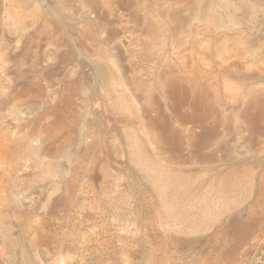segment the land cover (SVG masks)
<instances>
[{"label": "rangeland", "instance_id": "obj_1", "mask_svg": "<svg viewBox=\"0 0 264 264\" xmlns=\"http://www.w3.org/2000/svg\"><path fill=\"white\" fill-rule=\"evenodd\" d=\"M214 1L196 0L190 6V16L197 19L190 44L209 25L199 21L205 2L230 22L221 0ZM22 2L0 0V264H264V112L258 121L263 132L252 135L240 120L228 129L221 119L224 106L258 113L264 77L242 80V93L230 101L218 66L214 64L219 76L212 83L195 54L193 69L200 77L182 89L190 102L186 108L202 92L204 109L215 112L206 127L234 150L223 160L211 145L201 156L214 152L218 160L187 164L242 168L225 184L216 173H195L200 182L153 183L126 138L128 99L121 84L126 75L110 56L117 45L126 50L121 63L128 73L138 68L141 57L130 55V49L142 52L132 37V17L144 15L155 19V35L166 42L156 70L172 57L174 31L170 20H159L157 0H103L100 12L109 19V29L120 31L114 44L102 41L106 30L90 33V14L84 16L80 0ZM174 3L168 2L172 15L183 11ZM258 15L254 26L263 38L264 16ZM209 29L215 36V26ZM188 63L192 65L191 58ZM236 72L242 76L246 70ZM116 92L122 96L119 103ZM172 121L171 133L180 131L187 138L188 129ZM232 184L237 190L232 191Z\"/></svg>", "mask_w": 264, "mask_h": 264}, {"label": "bare ground", "instance_id": "obj_2", "mask_svg": "<svg viewBox=\"0 0 264 264\" xmlns=\"http://www.w3.org/2000/svg\"><path fill=\"white\" fill-rule=\"evenodd\" d=\"M19 1L23 4L22 0ZM170 1L171 2L174 1L176 4L181 6L183 11L177 12L176 14L174 13L173 15L170 14L171 4H168V2ZM195 1L196 0H157V4L159 7V15H160L159 20L161 21L170 20L169 26L170 28H173L174 31V36H172L174 37L173 41L171 38L172 53H173L171 55L172 57L169 56L168 59L166 58L165 62L162 64L161 69L156 70L155 67H156L158 55L164 52L163 49L165 47L166 42L164 41V43H162V41L160 40L161 38L159 39L155 35L156 34L155 31L159 30L158 25H156L157 23L155 22V19H152L150 16H144V15L138 16L133 14L134 16L132 17L133 30L130 29L132 30V37L135 38L134 41L135 45L136 44L140 45L141 51L143 52L137 55L135 54L134 50L130 49L131 52L130 55H132V57L135 56L141 57V59L138 60V63L140 65L138 66L137 69L135 67H132L130 69V73H128L129 68L124 67L123 63H121L123 62L122 60H124L123 58L125 55L123 54V51L125 53L126 51L125 49L122 50L117 45H113L114 50L111 56L109 55L110 58L113 55L112 57L113 60L111 59L113 61V64L114 62L117 63V61L120 63V68H121L120 70L123 71L122 73L123 75L124 74L126 75V77L123 76L125 78L124 81L121 82V84L125 86L126 89L125 95L128 99V101L126 100L127 102H125L126 103L125 105L128 107V109L126 107L125 110L129 111L127 118H125L126 119L125 122L128 125L126 138L130 141L131 144L135 146V150L133 151V154L135 155L138 166L140 167L141 170L146 172L147 177L150 180H152L153 183L154 182L173 183L175 181H181V180L190 181L197 179H199L198 182H200L202 180V177L200 176L198 177L197 175L194 177L195 173H199V174L203 173L204 175L210 173L211 174L216 173L220 176L219 182L221 184H225V181H228L230 176L238 174L237 170L238 169L241 170L242 168V167L238 168L237 166L230 168L228 166L230 169L226 170L227 167L224 169L221 167H217L216 165L208 166V164L207 165L201 164V166H192L187 164V163L193 164L192 161L205 163V162H209L210 159L215 161L218 160V158L213 155L214 152L211 154L210 157H206L207 154L206 156H201V152H203L206 148L210 147L211 145L214 146L216 151L222 152L223 160H229L233 155V150H234V148L230 147V145L226 141H222L220 137V133L214 131L215 129L211 130L212 128L208 129L206 127L205 125L206 120L208 119V117L214 115L215 112H213V110L212 112H209L206 106L204 109L205 104H203L204 97L203 95L201 96V94H203L202 92L201 93L199 92L200 94H197L196 96L194 95L195 99L194 100L192 99L191 104H187L189 106H187L188 108H186L187 99H185L183 95L186 91L184 92L182 91V89H184V87L187 88L188 84L194 85L197 82V80H199L198 77H200L199 74L198 75L196 74L195 72L196 70L194 71L193 69V67L195 68L197 65V61L194 60L195 54L197 55L198 53L199 61L202 63L203 67L205 68L203 74L207 75L206 77H208L210 82L212 83L214 82L215 79L217 80V77L219 76V75L216 76L219 73L215 71L216 67L214 66V64L218 66L219 70L221 71V75L223 77L222 81H223V88L225 89V95L228 97V99H230V101L239 98L240 92L242 93V91H240V89H243L242 88L243 84H241L242 80H247V79L250 80L249 78L254 79L260 76L264 77V36L262 38L263 34H261L260 32L261 30L258 28L255 29L254 26V24L256 23L255 22L256 17L259 16L258 14H263L262 16H264V0H240L235 2L231 0H221V6L227 11V13L231 17V19H229L230 20L229 23L228 21L225 23V19L222 18V16L220 15L221 13L210 11L211 9L208 7V5L210 4L209 3L207 4V2H205L203 6V10L200 12L199 21L204 25L207 24L214 25L217 32H215V36H211L209 25H207L206 28L198 30L196 34L195 42L190 44L189 40H191L190 35L192 34V25L197 19H195L193 14L192 16H190L191 11L189 10L192 8V7L190 8V6L194 4ZM102 2L103 0H80V4L84 16L87 17L88 19V15L90 14L89 17L90 21L88 22H91L93 27H92V31L89 32L91 34H97L101 30L104 31L106 30L105 32H107V37L105 36L106 38L103 39L102 41L103 42L107 41V43L108 42L113 43V40H116L120 31L118 30L115 31L112 30L111 28L109 29L108 27L109 19L107 20L105 16L106 14L104 15L101 14L100 12V7L102 5ZM216 7L218 6L216 5ZM82 42H80V44ZM188 45H191L190 50L187 47ZM189 58L192 59V65L188 63ZM161 60L163 61V59ZM109 66H110V62H109ZM237 68L240 69L244 68L246 72L243 73V75L241 74L242 76H240L236 72ZM104 69L106 68L104 67ZM180 69L182 70L181 75L180 73H178L180 72ZM131 73L135 74V78L132 77L133 75H131ZM178 75L181 78H179ZM200 87L201 86H199L198 88ZM260 88L255 87L254 89H260ZM155 89H158L159 93H155L154 92ZM191 89L193 90V88ZM117 93L118 92H116V94ZM161 93L166 95L167 106L169 107L168 109H170L171 115L174 117V119H172V117H170L166 113L167 110L165 111L164 109L165 104L163 105V103L161 102L158 96V94ZM207 95L210 96L208 93ZM256 97H258V95ZM119 99L121 100L122 96H120V94H117L116 96L117 103H119ZM257 101L258 103H260L261 108L258 113L253 115L239 112L238 108L234 105L231 107L224 106L223 109L221 110V112H223L221 114V119L224 120L226 127L230 129L231 125L237 122V120H240L245 126V128H247L250 131L249 133H251V135L260 133V131L262 130H259L258 121L264 112V96L263 97L259 96ZM187 103L190 102L188 101ZM253 103L250 102L249 109L251 107V104L253 105ZM261 119L260 121H262ZM172 120L179 122L182 126L188 129V133H187L188 135H186L187 138H185V136H182V133L180 131H175L171 133L172 130L170 127L172 126L173 123ZM136 147H138V149H136ZM236 150L238 151V149ZM241 165H245V164H241ZM231 186H232L231 187L232 191L237 190L236 185L232 184Z\"/></svg>", "mask_w": 264, "mask_h": 264}]
</instances>
